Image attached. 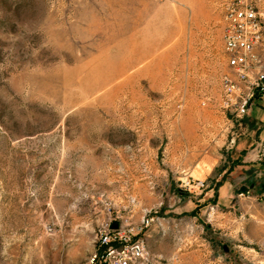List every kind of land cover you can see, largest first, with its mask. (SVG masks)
Masks as SVG:
<instances>
[{
	"label": "rangeland",
	"instance_id": "1",
	"mask_svg": "<svg viewBox=\"0 0 264 264\" xmlns=\"http://www.w3.org/2000/svg\"><path fill=\"white\" fill-rule=\"evenodd\" d=\"M222 3L0 0V264H83L111 217L145 214L178 264H264L257 242L189 203L211 188L219 200L243 131L219 108ZM244 173L223 200L257 196ZM189 176L205 189H184Z\"/></svg>",
	"mask_w": 264,
	"mask_h": 264
},
{
	"label": "built area",
	"instance_id": "2",
	"mask_svg": "<svg viewBox=\"0 0 264 264\" xmlns=\"http://www.w3.org/2000/svg\"><path fill=\"white\" fill-rule=\"evenodd\" d=\"M222 7L228 71L220 81L219 108L239 124L253 108L264 110V0H223ZM181 185L190 192L206 187L205 182L191 177ZM154 221L148 215L139 224L111 217L95 233L94 251L83 264H162L146 240Z\"/></svg>",
	"mask_w": 264,
	"mask_h": 264
},
{
	"label": "crops",
	"instance_id": "3",
	"mask_svg": "<svg viewBox=\"0 0 264 264\" xmlns=\"http://www.w3.org/2000/svg\"><path fill=\"white\" fill-rule=\"evenodd\" d=\"M238 126H243V131L237 138L231 140L230 146L227 149V159L235 163V166L231 170L228 166H225V169L220 174V178L216 180L217 184H215V187L217 188V194H219V200H210V197H212L211 193L214 191L211 188L201 199L189 196V203L194 205L195 210L202 206H204L203 208L206 211L212 208L209 216H212L213 212H217L222 218L223 225L234 229L232 232L235 233L236 237L241 235L243 238H250L252 243L255 244L257 242L260 245L257 250L264 252V199L260 198L264 196V190L260 192L259 188L258 192H256V197L241 205L233 204L229 199H222L223 195L228 194L234 188L235 183H233L230 177H232L234 171L237 169L246 172L244 173L245 176H247L249 170H252L253 173H248V175L255 174L256 178L261 182L260 187L264 184V110L261 107L253 108ZM229 171L230 173H228ZM208 177H210V174H208ZM199 181L205 182L204 180ZM244 185H246V182ZM249 187L252 190L255 189L253 183ZM236 190L239 191L240 189L237 188ZM201 203H204V205ZM223 207H226V210L222 209ZM173 208L171 206L168 210L163 209L162 211L164 214L174 213L175 210ZM215 208H221L222 211L218 212ZM154 213L157 214V212ZM153 217L155 221L146 234L147 244L151 252L158 259L161 258L162 264H178L174 256L170 258V254L164 250L163 252L159 250V239H161L159 237L160 216L154 215Z\"/></svg>",
	"mask_w": 264,
	"mask_h": 264
},
{
	"label": "bare ground",
	"instance_id": "4",
	"mask_svg": "<svg viewBox=\"0 0 264 264\" xmlns=\"http://www.w3.org/2000/svg\"><path fill=\"white\" fill-rule=\"evenodd\" d=\"M144 50V49H143ZM147 53H149V52H147ZM142 54H143V52H142ZM150 54V53H149ZM143 55H145V54H143ZM147 55V54H146ZM135 62V61H134ZM116 70V69H115ZM119 72V71H118ZM113 73V72H112ZM122 74V73H121ZM112 78V77H111ZM106 80H110V79H106ZM112 80V79H111ZM103 81V80H102ZM106 82V81H105ZM107 83V82H106ZM108 84V83H107ZM99 85V84H98ZM106 85V84H105ZM102 87V86H101Z\"/></svg>",
	"mask_w": 264,
	"mask_h": 264
},
{
	"label": "trees",
	"instance_id": "5",
	"mask_svg": "<svg viewBox=\"0 0 264 264\" xmlns=\"http://www.w3.org/2000/svg\"><path fill=\"white\" fill-rule=\"evenodd\" d=\"M263 190H264V184L261 185L260 192H263Z\"/></svg>",
	"mask_w": 264,
	"mask_h": 264
},
{
	"label": "water",
	"instance_id": "6",
	"mask_svg": "<svg viewBox=\"0 0 264 264\" xmlns=\"http://www.w3.org/2000/svg\"><path fill=\"white\" fill-rule=\"evenodd\" d=\"M113 228H114V229L117 228V224H113Z\"/></svg>",
	"mask_w": 264,
	"mask_h": 264
}]
</instances>
